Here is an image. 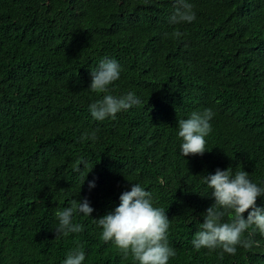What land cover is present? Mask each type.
<instances>
[{
  "label": "trees",
  "instance_id": "trees-1",
  "mask_svg": "<svg viewBox=\"0 0 264 264\" xmlns=\"http://www.w3.org/2000/svg\"><path fill=\"white\" fill-rule=\"evenodd\" d=\"M189 2L196 19L176 24L175 0H0V264H63L77 247L82 264H136L96 223L131 184L170 220L168 264H264L252 228L235 255L192 244L214 203L205 176L244 170L264 187V0ZM104 59L121 68L110 94L141 103L97 121ZM206 108L208 150L182 156L178 121ZM84 198L83 231L56 235V213Z\"/></svg>",
  "mask_w": 264,
  "mask_h": 264
},
{
  "label": "clouds",
  "instance_id": "clouds-1",
  "mask_svg": "<svg viewBox=\"0 0 264 264\" xmlns=\"http://www.w3.org/2000/svg\"><path fill=\"white\" fill-rule=\"evenodd\" d=\"M175 4L171 23H191L196 19L189 0H175ZM173 35L180 37L182 33L177 31ZM120 72L117 61L104 59L90 73L89 88L104 94L89 105L91 116L97 121L109 117L115 119L117 113L141 103L133 92L119 97L110 94L109 85L119 79ZM213 116V111L206 108L202 112L194 111L189 118L178 121L182 156L203 155L208 150L205 138L212 131L210 121ZM91 138H95V132ZM204 181L212 190L214 203L204 213L201 229L192 240L194 248H220L222 253L235 255L237 246L250 248L256 244L250 237L244 238V233L252 228L253 232L258 230L264 235V209L256 205L257 198L264 195V187L253 183L246 171L240 170L233 174L230 168L216 169L214 174L205 176ZM160 182L163 183V180ZM89 187H94V182H89ZM119 200V206L114 211L96 219L102 230L101 239L104 242L112 241L124 256L131 254L136 264H168L169 259L176 255L168 243L170 220L162 208L154 206L152 193L140 184H131L130 190L123 192ZM93 211L87 198L76 200L72 206L58 211L56 235L67 236L83 231L82 225L73 223V214L79 212L90 217ZM225 216L230 218L225 221ZM84 260L85 252L77 247L68 251L63 264H82Z\"/></svg>",
  "mask_w": 264,
  "mask_h": 264
}]
</instances>
